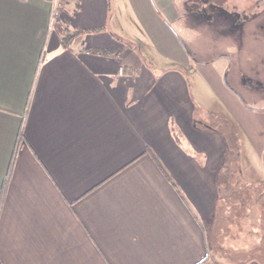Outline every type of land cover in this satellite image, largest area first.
Returning <instances> with one entry per match:
<instances>
[{
  "label": "crops",
  "instance_id": "0c3cea01",
  "mask_svg": "<svg viewBox=\"0 0 264 264\" xmlns=\"http://www.w3.org/2000/svg\"><path fill=\"white\" fill-rule=\"evenodd\" d=\"M54 1L0 0V264H264L245 0Z\"/></svg>",
  "mask_w": 264,
  "mask_h": 264
},
{
  "label": "rangeland",
  "instance_id": "374dc122",
  "mask_svg": "<svg viewBox=\"0 0 264 264\" xmlns=\"http://www.w3.org/2000/svg\"><path fill=\"white\" fill-rule=\"evenodd\" d=\"M244 4H245L246 8L243 7V5H242V8L244 10L242 9L241 13H243L242 11H250L251 16L245 19L246 23L244 25L240 26L241 19L239 17L238 12L236 13L237 18L235 21L239 24V26H237L235 28L234 34H233L234 44H235L234 53H236V54L240 53V57L246 61H248L247 58L252 59V60H255V59L257 60L258 56L261 59H264V50L262 49V51L260 52V50L258 51V49H257L258 46H264V0H245ZM208 8H209L210 13L213 16H216V13H218V10L209 4H208ZM237 11H239V10L237 9ZM216 21L213 20V23H215ZM212 25L213 24L209 25V30H211V31L213 30V29H210L212 27ZM240 27H242L243 31H241ZM248 46H250L249 49H248ZM259 52L261 53L260 55H258ZM235 87L237 89H240L238 86H235ZM216 126L218 127V129H220V128L225 129L226 128L221 123L217 124ZM240 139L242 140V136H240ZM240 139L238 138L239 144L241 142ZM238 176L241 179H242V177H245L244 175H241L240 173L237 172V177ZM228 231H231V229H228ZM224 233H225V231H224ZM236 239L246 241V238L244 236H239V234L236 236ZM211 240H212V238H211ZM225 245L229 246V247L234 246V245L233 246L231 245V242H225ZM237 245L241 246L244 244H237ZM237 245L235 244V246H237ZM262 245H261V247H257V251H259L258 254L260 253V250L263 251L261 255L264 256V244H262ZM212 247H213V245H212ZM213 250H214V248H213Z\"/></svg>",
  "mask_w": 264,
  "mask_h": 264
},
{
  "label": "built area",
  "instance_id": "2783aa9c",
  "mask_svg": "<svg viewBox=\"0 0 264 264\" xmlns=\"http://www.w3.org/2000/svg\"><path fill=\"white\" fill-rule=\"evenodd\" d=\"M67 3V0H57L54 1L53 6L50 10V22L53 24L56 22L60 16L61 9ZM88 53V51H86Z\"/></svg>",
  "mask_w": 264,
  "mask_h": 264
},
{
  "label": "trees",
  "instance_id": "16d2710c",
  "mask_svg": "<svg viewBox=\"0 0 264 264\" xmlns=\"http://www.w3.org/2000/svg\"><path fill=\"white\" fill-rule=\"evenodd\" d=\"M94 31L95 30H93L92 32H94ZM82 33H84V31H82V30H75L73 32H70L69 30L64 29L63 30V37H62L63 43L68 44L73 38H75L76 36H78ZM197 264H206V260H203L202 262H199Z\"/></svg>",
  "mask_w": 264,
  "mask_h": 264
}]
</instances>
